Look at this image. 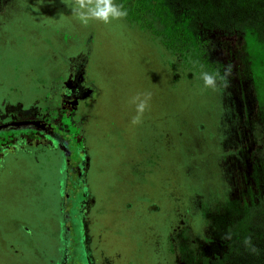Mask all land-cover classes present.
<instances>
[{"label": "rangeland", "instance_id": "rangeland-1", "mask_svg": "<svg viewBox=\"0 0 264 264\" xmlns=\"http://www.w3.org/2000/svg\"><path fill=\"white\" fill-rule=\"evenodd\" d=\"M163 1L83 26L62 0H0V109L52 125L0 130V264H264V0ZM76 65L93 91L65 112Z\"/></svg>", "mask_w": 264, "mask_h": 264}, {"label": "clouds", "instance_id": "clouds-1", "mask_svg": "<svg viewBox=\"0 0 264 264\" xmlns=\"http://www.w3.org/2000/svg\"><path fill=\"white\" fill-rule=\"evenodd\" d=\"M70 9L71 16L74 20L83 26H88L91 22L97 21L105 25L113 21L122 20L127 17V10L119 5L115 0H62ZM232 65L228 64L224 67V75L222 79L227 81V78L232 74ZM204 86L216 89L217 79L215 74L203 72L201 75ZM227 87V83H225ZM152 94L150 92H137L130 98L129 103L135 106V115L131 118L132 125L142 123L145 112L150 107ZM230 238V235L228 236ZM246 246L251 244V237H246L244 241ZM252 251L256 252L255 247Z\"/></svg>", "mask_w": 264, "mask_h": 264}, {"label": "trees", "instance_id": "trees-1", "mask_svg": "<svg viewBox=\"0 0 264 264\" xmlns=\"http://www.w3.org/2000/svg\"><path fill=\"white\" fill-rule=\"evenodd\" d=\"M153 2L154 3H151V2H149V0H120V3H121V5L123 6L124 9H129L131 13L135 12L136 14H138V13H143L144 14L145 11H149V9L153 10V6H155L154 12L156 14H160L164 9L168 8L166 6V2H164L163 0H162V2H161V0H153ZM253 28L256 29V32L258 33V36L260 38L262 37L263 40H264V7L259 10V14H258V17H257L255 25H253ZM178 36H179V34H178L177 31H172V33L170 35V38H169V41H168L169 44L167 45L168 48L173 49V47L176 46L178 48V50L180 49L179 46L175 45L176 42L173 41V39H175V38L179 39V40L182 38V37L181 38H177ZM184 37H185L184 43H186V44H187V42H185V41H188V39L193 41L192 37H189L187 39H186L185 35H184ZM78 61H84V60H83V58L80 57ZM76 68H78L76 70L77 71L76 73L77 74L79 73V78L77 79L76 76H75L74 78H72V79H70L68 81V84H67L68 86L67 87H69V92H68L69 94L65 96V99H67V101L65 102L66 105H65V108H64L65 112H69V111H73L74 112L73 109H74L75 102H77V101L79 102L83 97L92 94V91H93V87L85 85L84 83H82V79L85 76L84 69L82 68V66H77L76 65ZM34 109L36 110V107H34ZM23 124H24V122L18 121V122H14L11 125H7V126L8 127L9 126H18V127H20ZM33 124L37 126L36 127L37 129L43 126V125L39 124L38 122H35V123L33 122ZM21 129H23V128L21 127V128H18L17 130H21ZM51 130H52V126H51ZM42 132H44V130L41 129L40 133H42ZM46 132L49 133L50 131L47 130ZM83 216H84V212H82V214H81L82 223H84ZM76 244H77V241H76ZM75 259H78V258L75 257ZM79 260L84 263V261H82V259H79Z\"/></svg>", "mask_w": 264, "mask_h": 264}, {"label": "flooded vegetation", "instance_id": "flooded-vegetation-1", "mask_svg": "<svg viewBox=\"0 0 264 264\" xmlns=\"http://www.w3.org/2000/svg\"><path fill=\"white\" fill-rule=\"evenodd\" d=\"M77 72V71H76ZM72 73L70 74L68 77H67V81H64V82H68L70 79L74 78L76 76V78L78 79L79 78V73ZM85 77V76H84ZM77 102H75V105H76ZM35 106H33L32 104L29 106V107H25L24 105H20V108H18V110H15L14 111V108L11 109V110H5V109H0V130H4V129H13V130H17L18 128H23V129H30L33 131L34 134H38L40 133V130H44V131H47L49 130L51 132V126L52 125H49L46 121V118L45 116L43 117H40V116H37L36 114V111L34 109ZM24 122V124L20 127L18 126H7V125H11L12 123L14 122ZM33 122H38L39 124L43 125L42 127L40 128H36L37 126L33 124ZM8 146L7 148H9V150L12 152H16L17 151V148H21V150L23 152H25L26 150H28L27 148H25L23 145H21V141H20V138L15 136V135H10V138L8 139ZM51 142V141H50ZM20 146V147H19ZM9 152V151H8ZM8 153H4V152H0V165L3 161V163L5 162L6 158L5 156L7 155ZM14 155V154H13ZM19 159V156H16L13 158V161L14 160H17ZM2 163V164H3ZM8 165V163H7ZM6 169V168H5ZM2 170L0 172V176L2 178H4L5 176V181H4V185H5V182L7 181V176H9V173L6 171V170ZM0 184L1 186L3 185V181H0ZM16 199V197H15ZM86 218V217H85ZM84 226L87 227L85 225V222H84ZM87 230L89 231L90 228L87 227ZM85 237H88L90 239V241H92V236H91V233H87L85 235ZM91 263V262H90ZM91 264H99L98 262H95V261H92Z\"/></svg>", "mask_w": 264, "mask_h": 264}]
</instances>
